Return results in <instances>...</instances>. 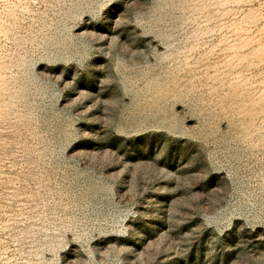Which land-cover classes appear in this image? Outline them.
<instances>
[{
	"label": "rangeland",
	"instance_id": "obj_1",
	"mask_svg": "<svg viewBox=\"0 0 264 264\" xmlns=\"http://www.w3.org/2000/svg\"><path fill=\"white\" fill-rule=\"evenodd\" d=\"M0 264H264V0H0Z\"/></svg>",
	"mask_w": 264,
	"mask_h": 264
}]
</instances>
